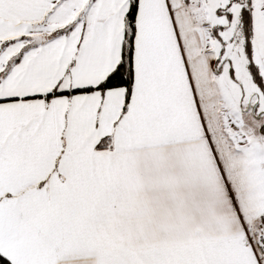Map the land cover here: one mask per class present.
Segmentation results:
<instances>
[{"label":"snow or ice","instance_id":"1","mask_svg":"<svg viewBox=\"0 0 264 264\" xmlns=\"http://www.w3.org/2000/svg\"><path fill=\"white\" fill-rule=\"evenodd\" d=\"M0 264H264V0H0Z\"/></svg>","mask_w":264,"mask_h":264}]
</instances>
